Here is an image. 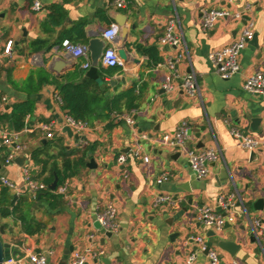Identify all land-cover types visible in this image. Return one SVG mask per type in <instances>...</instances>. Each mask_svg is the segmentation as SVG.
I'll return each mask as SVG.
<instances>
[{"label":"crops","instance_id":"1","mask_svg":"<svg viewBox=\"0 0 264 264\" xmlns=\"http://www.w3.org/2000/svg\"><path fill=\"white\" fill-rule=\"evenodd\" d=\"M40 1L41 8L35 10L33 0H0L1 110L10 112L14 103L27 98L34 101L25 127L17 132L19 142L25 145L21 154L28 158L24 165L7 163L6 156L13 146H5L0 152V176L15 183L16 189L10 188L12 193L28 195L23 169H29L39 179L42 165L33 161L31 152L47 143L50 158L42 177L49 175L55 164L63 169L67 159L76 165L68 170L66 179L70 186L60 202L54 207L45 201L37 202L32 209V216L44 224L50 220L45 232L31 236L20 232V222L15 225L14 217L2 220L14 225L19 237L18 241L3 239L11 244L6 256L14 254L16 264H33L22 256L21 248L25 247L45 254L48 264H62L66 251L73 246L80 252L90 247L104 251L98 259L88 257L86 264H186L191 251L197 250L192 264H207V253L200 251L195 242L186 243L190 235L200 234L207 242L230 238L241 244L235 256L212 245L220 254L221 264H264L259 243L256 238L252 241L253 220L264 221V208L253 207L255 200L264 197V147L251 150L232 132L248 131V136L264 140V94L244 88L248 76L259 70L264 72V0H128L122 8L113 0ZM54 3L62 5L66 12L59 25L48 23L50 5ZM210 8H225L232 16L203 30V10ZM239 11L250 16L257 44H246L239 59L240 71L223 79L208 55L241 36L247 23L234 16ZM173 19L175 32L181 38L178 45L160 41ZM82 21H86L85 34L80 37L78 24ZM111 22L119 23L121 32L109 46L118 51L125 45L129 60L122 71L114 73L108 71L112 67L100 64L99 79L109 96L136 86L138 106L121 113H131L135 124H128L112 111L109 119L96 116L87 120L90 127L80 132L81 139H76L64 131L65 117L70 114L62 107L57 83L80 81L89 68L82 66L85 57L71 58L64 42L86 45L92 33L102 36ZM9 39L14 42L11 53L6 54L4 48ZM36 39L45 40L48 49L33 50L31 43ZM149 47L155 48L156 63L145 51ZM181 52L184 57L177 63V72H173L166 65L167 59ZM190 72L197 76V96L181 93L177 87L166 89L167 83L176 85ZM255 118L261 119L257 131L251 129ZM183 120L192 125L186 149L215 146L221 151V157L210 165V174L204 179L193 174L185 149L180 156L172 157L177 150L153 141L177 129ZM42 123H53V137H47ZM3 131L15 132L0 126V139ZM137 148L142 155L150 156L149 163L134 154ZM121 154L127 158L123 163L118 161ZM92 158L97 166L90 168L87 162ZM165 172L169 179L159 184L157 178ZM251 189L255 192L246 197V204L241 199L236 201V219L229 226L217 230L196 220L197 205L217 209L220 194L241 195ZM161 194L171 195L176 201L155 206ZM108 204L117 208L120 226L111 236L94 225L97 212ZM210 230L216 235L209 236ZM8 232L9 229L5 233ZM72 253L64 260L66 264H72Z\"/></svg>","mask_w":264,"mask_h":264},{"label":"built area","instance_id":"2","mask_svg":"<svg viewBox=\"0 0 264 264\" xmlns=\"http://www.w3.org/2000/svg\"><path fill=\"white\" fill-rule=\"evenodd\" d=\"M115 5L119 8L125 7L128 0H113ZM42 4L40 0H33V8L39 10ZM248 8V7H247ZM247 10V9H246ZM245 12L239 11L234 13L237 18H243ZM232 14L229 10L225 8H210L203 10L202 14V28L203 30H210L215 27V25L221 20L231 17ZM250 19L246 22L247 26L243 30L241 36L233 41L231 44L226 45L220 49L213 50L209 53L208 57L216 72L223 79H229L238 73L241 69L240 56L242 50L245 48L246 44L251 41L255 35L252 29L253 23ZM249 23V24H248ZM176 22L171 20L166 27L164 35L160 38V41L169 45H178L181 42V38L175 32ZM121 32V26L117 22H111L107 28L104 29L102 37L107 41V47L105 48L103 55L100 59V64L107 67L120 66L125 67V61L119 56L118 51L115 47L109 46ZM13 39H9L4 48V53L10 54L13 46ZM65 50L71 55V58L85 57L86 61L82 64L83 68L88 69L92 65L90 52L87 49V45L77 44L75 42L66 40L64 42ZM184 57V53H179L176 57H170L167 59L166 65L173 72H177V63ZM159 66L161 64H158ZM166 89L168 91L173 90L175 87L182 89L185 93L190 96H197L199 94V84L197 81V76L194 72L186 74L180 82L176 85L173 83H167ZM244 88L252 93L264 94V72L259 70L247 77L244 83ZM120 118L125 119V121L132 125L135 124V119L133 115L130 114H120ZM67 126L71 127L74 133H79L84 129L90 127V123L87 120L75 118L72 115H66L65 117ZM53 123H42L41 128L47 131V137H53ZM76 131V132H75ZM192 132L191 122L188 120L181 121L177 129L172 132L165 133L161 138L153 139V141L158 142L169 149L183 151L186 150V158L190 169L193 174L198 179H204L210 174V165L216 162L221 157V151L215 146L207 147L204 149H186V143ZM233 134L239 138L243 145L251 150L259 149L264 147V140H258L250 136H245L242 131L238 129L232 130ZM0 139V152L5 146H13V151L6 156V162L14 161L15 157L24 151L25 145L19 142V137L17 132L3 131ZM143 137L147 138L146 135ZM81 139V138H79ZM134 154L137 157H141L143 162L149 163L150 156L142 155L141 151L137 148L134 150ZM126 155L121 154L118 157L119 163L126 161ZM127 176V175H126ZM22 179L24 183V188L26 189L29 197L32 199H37L39 194L49 188L47 183L41 179L34 178L29 169L24 168ZM169 179V173L165 172L160 177L157 178V182L161 184L163 181ZM1 185L7 186L9 188H15L16 185L13 181L5 176H0ZM70 186L69 180H64L63 183L57 186L56 193L61 195H66ZM241 199L240 195L232 194L226 196L225 194H220L218 197V207L221 208L220 211L211 205H197L195 207V218L196 220L207 226L212 227L217 230L223 229L227 223H233L236 219V214L234 208L236 201ZM176 198L171 195L161 194L157 196L155 200V206L160 203H173ZM97 221L100 223V228L105 232L117 233L119 231V223L117 221V208L108 204L102 211L97 212ZM254 236L259 243L261 251L264 253V221L259 218H255L252 222ZM195 242L198 245L200 251H206L208 249V242L206 238L200 234L190 235L186 239V243ZM22 256L27 258L33 264H48V258L45 254L41 252H36L30 248H21ZM72 256L70 257L72 264H86L88 257L98 259L103 256L104 251L102 249L94 250L91 247L87 248L85 252H80L77 250L72 251ZM198 251L193 250L189 254L186 264H192L197 258ZM208 262L207 264H221V257L217 250L212 247L207 252ZM18 259L14 254L6 256L5 264H16Z\"/></svg>","mask_w":264,"mask_h":264},{"label":"trees","instance_id":"3","mask_svg":"<svg viewBox=\"0 0 264 264\" xmlns=\"http://www.w3.org/2000/svg\"><path fill=\"white\" fill-rule=\"evenodd\" d=\"M50 9L51 13L48 18V23L51 25H59L66 16L63 6L58 3H54L50 5ZM85 24L86 21H82L78 24V35L80 37H83L85 34ZM31 47L33 50L45 49V40L36 39L31 43ZM154 50V47L145 49L152 62L156 63L158 57L154 56ZM108 71L109 73L122 71V67H112ZM57 88L59 89V94L62 99L63 109L75 118L83 120H92L96 116L102 119H109L110 112L112 111H116V113L121 114L126 110L129 111L138 106L139 96L136 94V86L109 96L107 90L104 89L101 84L100 79H93L84 76L80 81L68 79L62 83H57ZM106 109H109L108 113H105ZM33 110L34 101L29 98L14 103L10 112L2 111L0 105V126H4L11 131L18 132L25 127L26 117L31 114ZM48 146L49 144L47 143L46 145H42L40 148L34 149L31 152L33 161L36 164L42 165L39 179L42 175H45L48 169V162L50 158ZM43 155L48 157H43ZM82 164H84L83 161ZM74 165L76 164H73L71 159H67L65 161L63 169L55 164L51 168L49 175L42 177L41 180L49 186V184L54 180L55 175H58V185H60L68 177V170H72ZM61 198V194L50 190V188L42 192L40 199H32L26 194L16 195L11 192L9 187L1 185L0 180V225L4 226L5 232L8 229L12 231L11 229L14 225L11 226L10 223L3 222L2 220L4 218L14 217L15 225L20 222L21 233L31 236L40 233L44 229L45 224L43 221L32 216L33 207L35 204H38L37 202H40L41 204L43 201L48 203L51 207H54L58 202H60L59 200Z\"/></svg>","mask_w":264,"mask_h":264},{"label":"water","instance_id":"4","mask_svg":"<svg viewBox=\"0 0 264 264\" xmlns=\"http://www.w3.org/2000/svg\"><path fill=\"white\" fill-rule=\"evenodd\" d=\"M243 19L245 20L244 22L246 23L250 19V16L244 15ZM24 31H25V29H24ZM123 33L125 34L126 30H123ZM123 41H125L124 38H123ZM251 42L257 44V34L254 35ZM86 45H87V49L90 52V57H91V62H92V65L87 70L86 75L90 78H93V79H99L98 69H99V65H100V59L103 55L105 48L107 47V41L100 35L99 32H96V33L91 34V38L89 39V41ZM118 54L125 62L129 60V52H128L125 45L121 46L118 49ZM113 82H115V81H113ZM164 91H165V89H164ZM181 93H184V91L182 89H181ZM260 123H261L260 118L252 119L251 129L254 131H257L259 129ZM64 131L67 132L70 136H74L76 139L80 138L79 133H74L72 128L69 126H65ZM244 135L247 136L248 131H246L244 133ZM180 154H181L180 151H177L172 155V157L173 156L174 157L180 156ZM14 161L19 165H24L25 161H26V156L25 155H19V156L15 157ZM87 166L90 168L96 167L97 163H96L95 159L92 158L89 162H87ZM58 182H59V177H58V175H55L54 180L49 184V188L52 191L56 190V188L58 186ZM245 189H248V188L245 187ZM253 192H255V190L251 189L250 191H247V192L242 193L240 195L241 200L244 204H246V201L249 200L247 198L249 196H251ZM40 197H41V194H39L38 198H40ZM253 207L257 210L263 209L264 208V197H260L257 200H255L253 203ZM217 210L220 211L221 208L217 207ZM94 225L96 228H100L99 221H96ZM229 225L230 224L227 223L225 225V227H227ZM4 233H5L4 226L1 225L0 226V264H5L4 262H5V258H6V252L11 247L10 243L3 241V239L1 238V235ZM208 234H209V236L216 235V233L213 230H210L208 232ZM106 235L111 236L112 233L107 232ZM173 236L175 237V235H172V239L174 238ZM254 240H255V236L253 233L252 241H254ZM212 245L218 246L221 249L228 251L232 256H235L241 247L240 243H238L237 241H234L230 238L212 239V241L208 242V249L205 251V253L208 252V250L211 248ZM73 249H74V247L70 246V248L66 251V253L64 255V260L66 258H68L69 253L71 251H73ZM64 260H63L62 264H66V261H64Z\"/></svg>","mask_w":264,"mask_h":264},{"label":"rangeland","instance_id":"5","mask_svg":"<svg viewBox=\"0 0 264 264\" xmlns=\"http://www.w3.org/2000/svg\"><path fill=\"white\" fill-rule=\"evenodd\" d=\"M42 221V220H41ZM49 221L50 220H47V222H45V225L46 224H48L49 223ZM46 227V226H45ZM45 227H44V229L42 230V231H46L45 230ZM17 228H15V227H13L11 230L12 231H10V232H8V233H4L3 235H2V238L4 239V240H11V241H18L19 240V237H17L16 235H17V230H16ZM10 230V229H9Z\"/></svg>","mask_w":264,"mask_h":264}]
</instances>
